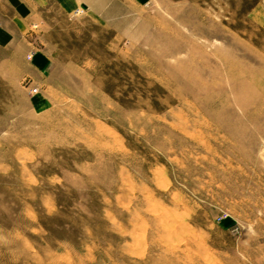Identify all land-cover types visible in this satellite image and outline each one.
I'll return each mask as SVG.
<instances>
[{
	"label": "rangeland",
	"instance_id": "374dc122",
	"mask_svg": "<svg viewBox=\"0 0 264 264\" xmlns=\"http://www.w3.org/2000/svg\"><path fill=\"white\" fill-rule=\"evenodd\" d=\"M96 4L0 47V264H264V0Z\"/></svg>",
	"mask_w": 264,
	"mask_h": 264
},
{
	"label": "crops",
	"instance_id": "0c3cea01",
	"mask_svg": "<svg viewBox=\"0 0 264 264\" xmlns=\"http://www.w3.org/2000/svg\"><path fill=\"white\" fill-rule=\"evenodd\" d=\"M53 1L68 13L79 7H84L92 13L97 12L96 0ZM48 2L49 0H0V47H9L18 39L27 40L33 27L44 19L43 9ZM98 7L102 10L106 6ZM26 57L33 68L42 69L46 65L49 53L37 48L27 52Z\"/></svg>",
	"mask_w": 264,
	"mask_h": 264
},
{
	"label": "built area",
	"instance_id": "2783aa9c",
	"mask_svg": "<svg viewBox=\"0 0 264 264\" xmlns=\"http://www.w3.org/2000/svg\"><path fill=\"white\" fill-rule=\"evenodd\" d=\"M38 91V88L37 87H32L31 88V92L34 93V92H37Z\"/></svg>",
	"mask_w": 264,
	"mask_h": 264
}]
</instances>
